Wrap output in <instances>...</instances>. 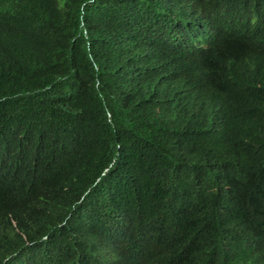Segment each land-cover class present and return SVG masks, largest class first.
<instances>
[{
  "label": "trees",
  "instance_id": "1",
  "mask_svg": "<svg viewBox=\"0 0 264 264\" xmlns=\"http://www.w3.org/2000/svg\"><path fill=\"white\" fill-rule=\"evenodd\" d=\"M188 1L236 48L210 73L164 0H0V264H264V0Z\"/></svg>",
  "mask_w": 264,
  "mask_h": 264
},
{
  "label": "clouds",
  "instance_id": "2",
  "mask_svg": "<svg viewBox=\"0 0 264 264\" xmlns=\"http://www.w3.org/2000/svg\"><path fill=\"white\" fill-rule=\"evenodd\" d=\"M161 15L165 27L181 36L167 37L159 43L165 58L177 67L180 63L193 66L198 73H210L223 66L227 57L235 55L236 48L230 40H225L219 28L198 19L190 11L197 8L192 2L185 0H164ZM133 54L137 48H133ZM244 62L251 57L244 56ZM174 70V69H173ZM151 74L153 70L147 71ZM81 240V239H80ZM109 247H92L88 250L77 246L78 250L71 252L69 262L72 264H124L121 254L115 244Z\"/></svg>",
  "mask_w": 264,
  "mask_h": 264
}]
</instances>
